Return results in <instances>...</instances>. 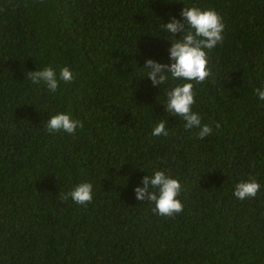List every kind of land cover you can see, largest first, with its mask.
<instances>
[{"label": "trees", "instance_id": "1", "mask_svg": "<svg viewBox=\"0 0 264 264\" xmlns=\"http://www.w3.org/2000/svg\"><path fill=\"white\" fill-rule=\"evenodd\" d=\"M182 3L224 23L193 84L203 138L163 110L174 81L140 79L144 57L167 62L154 34ZM45 66L74 79L49 92L27 76ZM262 85L264 0H0V264H264ZM56 111L81 126L46 131ZM161 119L168 135L152 136ZM153 168L178 179L179 213L134 199ZM249 177L256 196L236 199ZM85 181L90 202L62 198Z\"/></svg>", "mask_w": 264, "mask_h": 264}, {"label": "clouds", "instance_id": "2", "mask_svg": "<svg viewBox=\"0 0 264 264\" xmlns=\"http://www.w3.org/2000/svg\"><path fill=\"white\" fill-rule=\"evenodd\" d=\"M182 5L177 15L169 14L167 21L159 23L154 34L156 39L163 38L167 41L165 49L167 62L144 57L142 65L139 66L143 69L140 79L146 77L151 86L158 90L167 81H174L171 86L164 88L163 110L179 117L185 129H198V138H203L211 132V128L207 123L202 124L200 115L193 110L195 94L193 84L202 82L209 75L205 50H212L222 41L224 23L212 8L200 7L194 3ZM27 76L32 83L43 84L52 93L56 92L58 82H71L74 79L73 72L67 66H62L58 70L45 66L28 71ZM253 93L259 101H264V85L253 89ZM80 126L79 120L62 111L49 114L44 125L46 131H62L69 134ZM151 135H168L163 119L152 126ZM259 188L260 184L251 177L237 180L232 195L238 200L252 198L256 196ZM180 191L181 186L175 176L167 169L156 168H153L150 174L144 172L139 184L134 185L132 189L134 199L149 202L152 211L159 216H172L182 210L183 205L177 198ZM69 197L76 204L90 202L91 183L87 181L77 183L62 196L63 199Z\"/></svg>", "mask_w": 264, "mask_h": 264}]
</instances>
